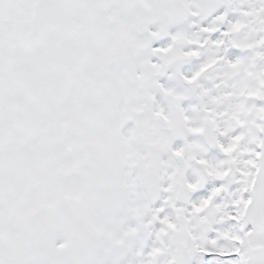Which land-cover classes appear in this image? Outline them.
Wrapping results in <instances>:
<instances>
[{
	"label": "snow or ice",
	"instance_id": "1",
	"mask_svg": "<svg viewBox=\"0 0 264 264\" xmlns=\"http://www.w3.org/2000/svg\"><path fill=\"white\" fill-rule=\"evenodd\" d=\"M0 264H264V0H0Z\"/></svg>",
	"mask_w": 264,
	"mask_h": 264
}]
</instances>
